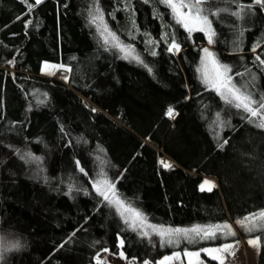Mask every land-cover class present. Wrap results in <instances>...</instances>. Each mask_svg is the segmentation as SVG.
<instances>
[{
	"label": "trees",
	"instance_id": "obj_1",
	"mask_svg": "<svg viewBox=\"0 0 264 264\" xmlns=\"http://www.w3.org/2000/svg\"><path fill=\"white\" fill-rule=\"evenodd\" d=\"M201 7L218 60L235 83L264 95V5ZM96 8L119 39L137 46L140 61L105 43ZM173 39L178 54L169 50ZM207 43L158 0H0V264H93L104 249L156 263L255 236L264 264V231L237 223L264 211V127L250 122L261 115L235 108L201 80ZM44 62L68 68L67 80L42 75ZM101 172L151 223H227L235 235L194 244L143 236L96 190ZM206 177L218 181L212 191L200 190Z\"/></svg>",
	"mask_w": 264,
	"mask_h": 264
},
{
	"label": "snow or ice",
	"instance_id": "obj_2",
	"mask_svg": "<svg viewBox=\"0 0 264 264\" xmlns=\"http://www.w3.org/2000/svg\"><path fill=\"white\" fill-rule=\"evenodd\" d=\"M41 0H34L35 4H39ZM159 3H163L166 7L171 9V14L174 16L176 22L181 24L189 33L193 31L205 32L208 35V43H212L213 36L215 35L212 30V22L209 19L207 14H204V8L201 7V0H195L192 2H185V0H158ZM256 4L264 5V0H254ZM182 9H187V11H183ZM238 15V13H233ZM215 15V14H214ZM99 21L102 25V34H106L107 37H111V40L114 41L113 47H119L120 51L124 52L126 55L132 52V49L126 48L119 44L117 38L113 33L109 31L106 24H103V16L100 13L99 9L96 8L93 14V22ZM110 41L106 38L105 43H109ZM177 50L179 51V45L173 42L170 45L169 50ZM204 52V56L202 58V78L205 84L213 87L230 105H234L237 109H242L244 112L249 113L251 117H258L261 110H264V95L253 94L252 92L247 91L246 85L240 84L239 81L233 83V77L229 75L232 71L227 65H222L218 62L213 52H211L208 48H204L202 50ZM155 55V53H153ZM136 59H139L136 57ZM259 60V57H257ZM264 64V61H261ZM48 67V65H45ZM237 76L242 75L241 73H236ZM256 79L255 76L252 77L254 81ZM167 115L172 117L174 115V110L172 107L167 109ZM247 118V117H246ZM217 123H223L219 120V114L217 115ZM255 123L258 127H264V116H261L259 120L250 121ZM217 141L219 143V137L217 136ZM223 143H227L224 141ZM223 147V144L220 145ZM161 164L165 168L172 167L171 164L161 161ZM215 185L205 179L203 183L200 185L201 191H212ZM108 189L113 191V198L110 199L106 194V191H101V188L97 185V191L104 197L105 201H108L110 204H113L116 207L117 212L124 218L125 223H128L130 227L133 229L137 228L138 224L142 228L151 229V232L157 235L160 240L164 243H174L177 242L180 238L188 241L189 243H195L197 239L199 240H215L217 233L223 234L225 238L230 235H235L231 230V226L227 223L220 225H194L189 228H172V227H164L163 225L155 226L148 224L146 218L143 214L138 211L131 204H126L125 201L121 200L119 196H116L114 193V186L108 185ZM129 214V215H126ZM237 223L245 228L248 232L253 231H264V211H261L257 214H253L250 216L244 217L242 220H237ZM143 236H149L148 231H143L141 233ZM123 243V242H121ZM250 244H257L256 240H250ZM233 247L232 244H223L217 248H204L202 251L211 256L214 260H219L220 264H224V260L220 253L229 252V250ZM4 249V245L0 243V259H2V250ZM214 253H217L214 255ZM123 256V253H120ZM186 256L199 258L200 251H190L185 253ZM143 264H148L147 261H144ZM189 264H192L191 260H189Z\"/></svg>",
	"mask_w": 264,
	"mask_h": 264
},
{
	"label": "rangeland",
	"instance_id": "obj_3",
	"mask_svg": "<svg viewBox=\"0 0 264 264\" xmlns=\"http://www.w3.org/2000/svg\"><path fill=\"white\" fill-rule=\"evenodd\" d=\"M42 1L43 0H41V2ZM201 1H203V0H201ZM185 2H192V3H194L195 0H185ZM182 10L183 11H187V9H182ZM209 19L211 20L210 17H209ZM211 22H212V20H211ZM95 23L98 26V28L100 29V32L102 33V31H101L102 25L100 24V22L99 21H96ZM103 24H106L107 25V28L109 29V31L111 33H113L115 35V37L117 38V40H118V42H119L120 45H122V46H124L126 48L132 49V52L130 54H128V55H126L124 52H122L124 58L131 57V58L136 59V57H138L139 59H136V60L137 61H140L141 60V58L139 56V53H138L137 46H135L134 44H126L121 39H119L118 36L112 31V29L110 28V26L106 23V21L104 20V18H103ZM212 30L215 33V29H214L213 23H212ZM102 35H103L104 39L107 38L110 41L109 42L110 44H113L114 43V41L111 40V37H107L106 34H102ZM207 37H208V35H207ZM214 37H215V35L213 36V38ZM213 38H212V40H213ZM154 41L155 40L153 38L149 37V42L150 43H153ZM204 48H208L211 52H213L214 55H215V57H216V59L218 60L217 55H216V52H215V48L212 45V43L211 44L210 43L205 44V46H203V49ZM173 51L176 54H178V51L177 50L173 49ZM203 56H204V52L202 51L201 61H202ZM218 62L220 64H222V65H227V64H225V63H223V62H221L219 60H218ZM45 65H48V67H45ZM227 66L230 68L229 65H227ZM59 68H61L62 71L64 72L62 75H57L56 74V72H57V70ZM201 69H202V63L200 62V66H199L198 70H199L200 78L203 81ZM41 74L44 75V76H47V77H52V78H56V79H60V80L66 81L67 78H68V75H69V70H68V68H66V67H64L62 65L54 64L52 62H44L43 63V66H42ZM229 75L232 76L231 75V72L229 73ZM233 83H235L234 82V78H233ZM206 85L209 88L214 89L210 85H208V84H206ZM261 111H260L259 115L264 116V114L261 113ZM163 161L166 162V163H168V159H166V158H163ZM205 179L211 181L215 185V187L218 186V181L215 178H213V177H206V178H204V180ZM97 185L101 188V191H106V194L109 196L110 199L113 198V191L111 189H108V185H113L114 186V193H115V195L116 196H119L118 195V192H117V189L115 187V184L106 176V174L104 172H101L100 175L98 176V178L95 180V188H96V190H97ZM119 198L121 200H123L120 196H119ZM125 203L128 204L126 201H125ZM138 211H140V210H138ZM140 212L146 218V221H147L148 224L155 225V226H160V225L151 223L147 219V216L142 211H140ZM126 215H129V214L126 213ZM123 220H124V218H123ZM220 225H223V224H220ZM164 227L167 228V226H164ZM172 228H174V227H172ZM135 229L138 230L140 233H142L143 231H148L149 232V236L150 235H154L151 232V229L142 228V227L139 226V224H138L137 228H135ZM250 240H256L257 241V244H255V245L250 244L249 243ZM121 242H123L122 237H119V244H120L121 248H123L124 242L123 243H121ZM0 243H2V240H0ZM227 244H232L233 247L229 250V252L220 253L219 254L220 256H222V258L224 260V264H259V261H258V257H259V254L258 253H259V246H260V238L259 237L255 236V237H250V238H247V239L240 238L237 241L227 242ZM222 245L208 246L206 248H217V247H220ZM190 251H198V250L175 251L176 253H174V254L171 253L172 255H170L168 257H165L164 256L162 259L158 260L156 263H153V262H151L149 260H147V262H148V264H189V260H191L192 264H210L206 260V258L204 256L206 255L208 258L212 259L211 256H208L202 250H199L200 251V256H199L198 259L195 258V257H189V256H186L185 255L186 252H190ZM121 252L123 253V256L120 255ZM215 254H217V253H214V255ZM2 255H3V253H2ZM1 260L2 259H0V262H1ZM212 260H214V259H212ZM215 261L217 262V264H220V261L219 260H215ZM136 263H137V259L136 258H128L127 255L125 254V252L123 251V249H121L120 252L117 253V254L112 253L108 249H104V250L100 251L97 254V256L95 257V261H94L93 264H136Z\"/></svg>",
	"mask_w": 264,
	"mask_h": 264
},
{
	"label": "crops",
	"instance_id": "obj_4",
	"mask_svg": "<svg viewBox=\"0 0 264 264\" xmlns=\"http://www.w3.org/2000/svg\"><path fill=\"white\" fill-rule=\"evenodd\" d=\"M260 245H261V243H260ZM259 252H260V246H259ZM174 253H176V252H173L172 254H174ZM172 254H168V255H166L165 257H168V256H170V255H172ZM259 254V253H258Z\"/></svg>",
	"mask_w": 264,
	"mask_h": 264
}]
</instances>
